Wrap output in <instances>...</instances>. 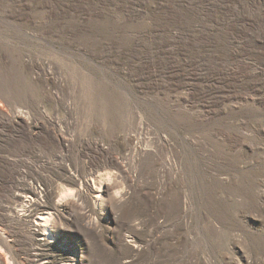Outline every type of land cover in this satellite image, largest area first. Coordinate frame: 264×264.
I'll use <instances>...</instances> for the list:
<instances>
[{"label":"rangeland","instance_id":"obj_1","mask_svg":"<svg viewBox=\"0 0 264 264\" xmlns=\"http://www.w3.org/2000/svg\"><path fill=\"white\" fill-rule=\"evenodd\" d=\"M226 3L257 18L250 34L264 41V0ZM187 4L0 0V144L12 141L0 152V252L11 262L264 264V51L253 39L240 60L232 44L246 37L232 30L207 47ZM174 35L186 46L170 52ZM30 144L39 157L26 167ZM33 171L49 191L35 213L51 208L53 237H32L6 210ZM89 172L96 185L110 176L118 196L55 211L63 189L88 192Z\"/></svg>","mask_w":264,"mask_h":264},{"label":"bare ground","instance_id":"obj_2","mask_svg":"<svg viewBox=\"0 0 264 264\" xmlns=\"http://www.w3.org/2000/svg\"><path fill=\"white\" fill-rule=\"evenodd\" d=\"M181 1H185L189 4L188 13L186 14H189V17L196 19L195 23L192 24L193 30L201 29L202 32H207L208 34L211 35L210 38L207 37L203 40L205 41L204 43L206 44L207 47H212V46H216L219 44V40H217L216 37H214L213 35L214 31L218 30V32L219 31L229 32L230 30H232V32H235L237 34V37H240L241 34H243L246 37L244 39L245 41H240V43L233 42L232 44V49H233L232 53H234L236 57H239L240 60L242 58L243 61L245 62L247 61L245 57L248 53L249 43L253 39L257 40L256 44L252 43L253 46L258 48L261 51H264V41H261V42L259 41L257 32L254 31V35L250 34V28L255 27V25L259 21L257 18H254V19L247 18V17L242 18L240 17V15H236L235 13L236 10L231 11V9L227 7L226 0H215L214 3L210 1L208 5L221 7L222 9H220V11H222V16L220 19L214 20L211 17L212 15L211 10H210L211 7H205V5H207L205 2L206 0H179V2ZM227 1H231V0H227ZM218 4L220 6H218ZM151 17L153 18V15ZM263 17L264 15H262L261 18ZM204 21L212 22L211 26L209 25L210 27H205ZM173 37H174V40L170 44H168L170 45L171 49L170 50L168 49V50L170 52H173L175 50L184 49L186 46V43L182 40V36L180 35L179 38H176L177 35H174ZM259 67L264 69L263 66H260V64H259ZM5 127L12 129L17 126L16 124L8 123L5 125ZM25 127H26V130L30 132L29 133L30 143H34V144L43 143V137H41L42 134L40 133V131H37V127H35L33 130H32V126L30 125L28 126V124ZM10 141L11 140H5L3 143L0 144L1 153L9 152V149H11L10 145L12 143V141L11 142ZM33 153H34V157L32 161H29ZM67 153H66V156H67ZM22 155H27V158L23 157L22 159L19 160V163H21L23 166H26V167L31 166L33 163V160L36 159V157L38 156L35 146L32 145L31 147V144H30V148L24 149ZM63 157H65V154H63ZM85 157L87 158L90 157V161H93L94 159V155L90 152L85 154ZM20 174L23 176L27 175L25 174V172H23V170H20ZM33 174L34 175L36 174L35 175L36 177L35 185H32L28 191H24L21 194H17L15 203H13L10 206H7L6 210L9 211L10 213L12 212L15 215L14 218L22 221L28 227L29 232L31 233L32 237H36L37 235L53 237L56 235V232L58 229V220H57V217L53 215L51 208H39L40 212H37V214L35 213V208L39 206L40 195L43 193L48 194L49 191H46L47 189H44L43 191L41 190L42 188L41 186L43 182L42 175L37 171H33ZM89 176H91L93 180L96 177V175H93V173L90 174L89 172V173H86L84 176H82V178H80L82 185H84V187L88 189V192L87 190H83L82 188L74 192L71 189H63L60 194L59 200L53 206L55 211H58V209L60 208H62V211H63V209L69 206L75 205L76 203H78L80 199L86 198L87 193L92 195L93 202L95 205L104 204L105 194L103 191H107V192L110 191V194H113L112 196L114 197L118 196L119 194L118 192L116 191L112 192L113 186L111 183L112 181H111L110 176L101 180L99 185H96L95 183L92 184L91 182L93 181L91 180ZM38 184L40 185L39 187L40 189L38 188L39 186ZM0 230H1V227H0ZM0 236L1 238L5 237L2 231L0 232ZM1 253L2 252H0V264H14L13 261L11 262L10 259H8V257L4 256Z\"/></svg>","mask_w":264,"mask_h":264}]
</instances>
